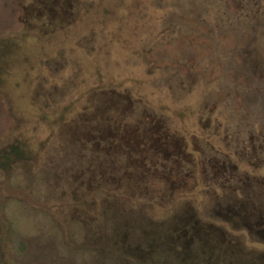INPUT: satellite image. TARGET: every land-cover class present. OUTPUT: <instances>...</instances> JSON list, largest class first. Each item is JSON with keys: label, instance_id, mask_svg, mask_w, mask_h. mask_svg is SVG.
Segmentation results:
<instances>
[{"label": "rangeland", "instance_id": "obj_1", "mask_svg": "<svg viewBox=\"0 0 264 264\" xmlns=\"http://www.w3.org/2000/svg\"><path fill=\"white\" fill-rule=\"evenodd\" d=\"M0 264H264V0H0Z\"/></svg>", "mask_w": 264, "mask_h": 264}, {"label": "trees", "instance_id": "obj_2", "mask_svg": "<svg viewBox=\"0 0 264 264\" xmlns=\"http://www.w3.org/2000/svg\"><path fill=\"white\" fill-rule=\"evenodd\" d=\"M146 253H149L148 251H146Z\"/></svg>", "mask_w": 264, "mask_h": 264}]
</instances>
